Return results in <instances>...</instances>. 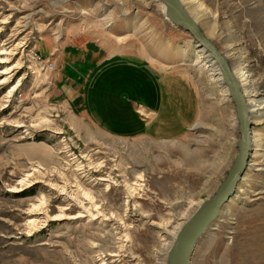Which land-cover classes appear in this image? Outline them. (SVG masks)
<instances>
[{
	"label": "rangeland",
	"instance_id": "374dc122",
	"mask_svg": "<svg viewBox=\"0 0 264 264\" xmlns=\"http://www.w3.org/2000/svg\"><path fill=\"white\" fill-rule=\"evenodd\" d=\"M184 1L233 66L250 62L264 97V0ZM195 43L159 0H0V264H170L174 233L224 180L240 136ZM169 73L197 101L167 88ZM140 105L155 109L153 137L132 136ZM248 106L249 165L191 264H264V120ZM73 153L88 158L86 174ZM134 182L144 188L128 195Z\"/></svg>",
	"mask_w": 264,
	"mask_h": 264
},
{
	"label": "water",
	"instance_id": "95a60500",
	"mask_svg": "<svg viewBox=\"0 0 264 264\" xmlns=\"http://www.w3.org/2000/svg\"><path fill=\"white\" fill-rule=\"evenodd\" d=\"M172 22L191 34L193 40L205 47L212 54L223 73V81L230 88V96L235 104L238 118L239 140L236 142L238 152L224 180L216 191L193 214L179 234L178 240L170 251V264H191L195 248L209 225L219 215L223 206L229 201L243 177L250 156L251 123L243 95L230 66L215 42L206 38L198 25L187 14L179 0H166Z\"/></svg>",
	"mask_w": 264,
	"mask_h": 264
},
{
	"label": "bare ground",
	"instance_id": "6f19581e",
	"mask_svg": "<svg viewBox=\"0 0 264 264\" xmlns=\"http://www.w3.org/2000/svg\"><path fill=\"white\" fill-rule=\"evenodd\" d=\"M159 1H160V6H161V9H162V12L164 14H166V16H168L171 19L170 15H169V5H168V2L166 0H159ZM179 1L181 2V4L183 5L185 11L187 12L186 5H185V1L184 0H179ZM187 14L189 15L188 12H187ZM194 22L198 25L199 28L202 29V27L195 20H194ZM206 33L209 34L208 32H206ZM194 49H195V54H196V65L198 66V68L202 69L203 71H206L209 74V77H210V81L211 82H213V83H215L217 85H221L222 86V89H223L222 90L223 91L222 100H228L229 99L228 94L230 95V88L227 85H225V83L223 81V74L221 72V68L219 67V65L217 64V62L212 58V54L208 50H206L205 48H203V46L199 45L198 43H195V48ZM3 53L5 54V52H3ZM223 56L227 60L229 66H230V69H231L234 77L236 78V80L238 82V85L240 87L241 94L244 97V100H245V103H246V108H247V116H248V119L250 120V118H249L250 117L249 116L250 114L248 112V110H249L248 109V107H249L248 105L250 104V112L253 115V121L264 120V113H263V110H264V97H259L260 93L255 88V83L257 82L256 81V78H255V73L251 70L250 66L247 64V63L250 64V62L240 60V61H238L236 63L235 66H233V64L231 63V61L229 60V58L227 56H225V55H223ZM237 56H239V55L238 54H234L233 55V57H237ZM7 59L8 58L6 57L5 59H3V61H7ZM248 101H249V103H248ZM249 122L252 124V121L251 120ZM255 135H256V132L254 130L252 132V130H251L250 148H251V146H255V143H256V141L254 139L255 138ZM252 136H253V143L251 142L252 141ZM251 150H252V148H251ZM251 150H250V154H251ZM187 154H188L187 158H189L190 155H189V153H187ZM71 156H72V160L74 161V163H77V167H78L77 168V171H78V174L80 176L86 174V171L84 169V168H86V166L83 164L82 160L88 162V158H86V156H84V155H80V157L78 158V156L74 155V153ZM249 159H250V156H249ZM248 165H249V160H248ZM99 180L100 181H103V182H108L109 181L108 178H100ZM24 182L25 181L22 182V185L24 184ZM130 184L131 183L128 182V187L130 186ZM135 185H136V187H134ZM109 186L110 185H107L106 188H108ZM133 188H137V190H141V189L144 188V184L138 183V182H134L133 186H131V189L128 190V195H132L133 194V191H134ZM238 189H240V188H238ZM71 191L73 192L72 189H71ZM74 191H76V190H74ZM72 192H70L69 194H67L65 192L66 193V196L71 201L78 203L77 205L80 206L81 210L82 211L83 210L85 211V209L87 208V203L79 200L78 199V196L77 195H74ZM78 192L82 196L83 200H86V201H88L90 203V206L88 207V210L90 212H96L95 213L96 215H101V212H99L98 207L95 204V197L92 195V193L90 191L89 192L86 191V193H85L84 190H78ZM81 215L82 214H79L78 213L77 217H80ZM189 220L186 223H188ZM186 223L183 225V227L181 229H178L174 233V235H173L174 236V244L172 245V247L177 242L178 237H179V234L181 233V231L185 227ZM160 224L158 226H160ZM118 229H120L121 231L124 232L126 230L125 224H123V223L121 224L120 223L118 225Z\"/></svg>",
	"mask_w": 264,
	"mask_h": 264
},
{
	"label": "crops",
	"instance_id": "0c3cea01",
	"mask_svg": "<svg viewBox=\"0 0 264 264\" xmlns=\"http://www.w3.org/2000/svg\"><path fill=\"white\" fill-rule=\"evenodd\" d=\"M118 42V41H117ZM119 43V42H118ZM99 48H100V50H102L103 52L105 51V49L102 47V46H100V45H97ZM113 48H112V52L113 53H115V51H118V46H116V47H114V46H112ZM101 53V52H100ZM89 54L90 53H86L83 57H86L85 58V60H84V64H87L88 65V63H90L91 62V60L93 59V58H95V57H89ZM102 55H104L103 53H101ZM115 55H117V54H114V56ZM133 55H136L135 53H133ZM107 56V55H106ZM112 56V55H111ZM112 58H115V57H99L98 59H101V62L102 61H105V62H107V61H109V60H111ZM137 58V57H136ZM91 59V60H90ZM97 59V60H98ZM96 60V61H97ZM94 62V66H92V69H91V71L94 69V67L95 66H97V65H99L100 63L99 62ZM90 71V72H91ZM173 75L174 76V78H172V79H168V81H167V88H179L185 95H186V93L189 95V97L190 98H195L196 99V101H197V93H196V90H195V88L193 87V85L184 77V76H182V75H180V74H178V73H176V74H173V73H169V75ZM185 90V91H184ZM186 92V93H185ZM164 106H162V108H163ZM142 108V109H141ZM137 112H138V114H139V116H140V119H141V121L144 123V125L143 126H141V128L139 127V130H138V134L137 133H135V134H133L132 136H141L142 134H144V135H146L147 137H153L154 135L153 134H151L150 132H149V130L151 131V130H153V129H155V128H158V126H159V124H155L154 123V120H155V118H156V116L155 117H153V115L155 114V109L153 108H147L146 106H138L137 107ZM142 114H144V115H142ZM153 124H155L154 125V128H153ZM194 124V123H193ZM193 124H186V129H188L191 125H193ZM186 129H185V131H186ZM147 130H148V132H147ZM184 131V132H185ZM122 135H124V136H131L130 134L129 135H126L125 133H121L120 134V132H114V136H122ZM180 135L181 134H179V137H180Z\"/></svg>",
	"mask_w": 264,
	"mask_h": 264
},
{
	"label": "built area",
	"instance_id": "2783aa9c",
	"mask_svg": "<svg viewBox=\"0 0 264 264\" xmlns=\"http://www.w3.org/2000/svg\"><path fill=\"white\" fill-rule=\"evenodd\" d=\"M53 55H54V53H53Z\"/></svg>",
	"mask_w": 264,
	"mask_h": 264
}]
</instances>
